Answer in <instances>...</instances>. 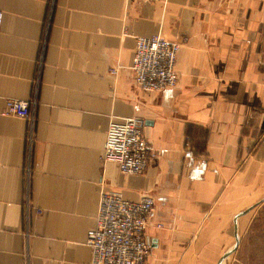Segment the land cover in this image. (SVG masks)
<instances>
[{"label":"crops","instance_id":"1","mask_svg":"<svg viewBox=\"0 0 264 264\" xmlns=\"http://www.w3.org/2000/svg\"><path fill=\"white\" fill-rule=\"evenodd\" d=\"M0 10V110L6 98L33 108L0 116V264H89L102 191L154 199L146 264H216L235 234L240 243L241 219L264 201V0H0ZM155 34L181 42L178 81L142 92L134 38ZM131 116L156 157L123 175L102 147L110 120Z\"/></svg>","mask_w":264,"mask_h":264},{"label":"built area","instance_id":"2","mask_svg":"<svg viewBox=\"0 0 264 264\" xmlns=\"http://www.w3.org/2000/svg\"><path fill=\"white\" fill-rule=\"evenodd\" d=\"M2 23L0 10V30ZM180 48V41L160 34L135 36L131 69L142 92H159L176 85L175 62ZM115 71L111 70L113 74ZM32 112L29 100L6 98L0 116L28 119ZM143 127L141 116L112 118L102 147L103 161L116 163L123 175L142 174L156 157L155 148L143 136ZM154 209L151 196L129 201L118 193L100 192L94 225L86 232L89 264H146L150 245L145 229Z\"/></svg>","mask_w":264,"mask_h":264},{"label":"rangeland","instance_id":"3","mask_svg":"<svg viewBox=\"0 0 264 264\" xmlns=\"http://www.w3.org/2000/svg\"><path fill=\"white\" fill-rule=\"evenodd\" d=\"M263 197L264 186L257 191V199ZM248 218V222L241 219L238 251L235 250L223 264H264V201L251 210Z\"/></svg>","mask_w":264,"mask_h":264},{"label":"water","instance_id":"4","mask_svg":"<svg viewBox=\"0 0 264 264\" xmlns=\"http://www.w3.org/2000/svg\"><path fill=\"white\" fill-rule=\"evenodd\" d=\"M251 208H252V207H251ZM251 208H248V209H246V210H244V211H241V212L237 215V217H238L239 215H242V214L246 213V212L249 211V209H251ZM238 244H239V237H238L237 234H235V244H234V245H233L228 251H226L225 253H223V254L219 257V259L217 260L216 264H223V262L225 261V259H226L228 256H230V255L233 253V251L237 248Z\"/></svg>","mask_w":264,"mask_h":264}]
</instances>
